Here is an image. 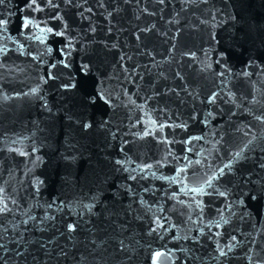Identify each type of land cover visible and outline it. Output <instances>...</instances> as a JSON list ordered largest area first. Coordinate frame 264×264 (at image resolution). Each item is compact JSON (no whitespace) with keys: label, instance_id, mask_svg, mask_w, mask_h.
Returning a JSON list of instances; mask_svg holds the SVG:
<instances>
[{"label":"water","instance_id":"obj_1","mask_svg":"<svg viewBox=\"0 0 264 264\" xmlns=\"http://www.w3.org/2000/svg\"><path fill=\"white\" fill-rule=\"evenodd\" d=\"M28 3L0 4V264H264V0Z\"/></svg>","mask_w":264,"mask_h":264},{"label":"snow or ice","instance_id":"obj_2","mask_svg":"<svg viewBox=\"0 0 264 264\" xmlns=\"http://www.w3.org/2000/svg\"><path fill=\"white\" fill-rule=\"evenodd\" d=\"M64 2H65V3H71L72 0H64ZM125 2L127 3L128 0H125ZM164 2H165V0H159V3H161V4H163ZM185 2H187V3H192L193 0H185ZM3 3H4V0H0V4H3ZM47 3H48V5H49L50 7H57V8L59 7L58 4H53V3H52V0H47ZM33 6H35V7H33ZM99 6H100V7H103V6H104V5H103V0H100V4H99ZM26 7H28V8H32L33 10H40V9H39V5L36 3V0H30V3H28V4L26 5ZM87 11H91V9L89 8V9H87ZM28 23H29V21H28L27 19H25V21H24V26L27 27V26H28ZM6 24H7V21H6V20H4V19H0V26H6ZM47 31H48L49 33H53V34L56 35V36H63V35H64L63 32H54V30H53L52 28H48ZM142 31H143V30H142ZM137 38L139 39V37H137ZM0 51H2V49H0ZM47 51L51 52L52 49H51V48H48ZM121 59H123V58H121ZM64 66H65V67H68V65H66V64H65ZM52 67L54 68V67H56V65L53 64ZM86 67H87V65H82V68H86ZM46 75H47L48 78L51 79V80H55V79L58 78L57 76L53 75V73H51V72L46 73ZM62 86L65 87V88L69 87V85H67V84H64V85H62ZM71 87H73V88H77V85H71ZM32 91H33V92H37V89H32ZM101 98H103V97H101ZM214 101H215V98L213 97L212 100H211L210 102H214ZM95 103H96V99L94 98L93 94H92V93H89V92H87V91H84V93H83V97H82V99H81V106H82L84 109H87L88 107H92V106H94ZM105 103H109V100H105ZM45 107H47V106L45 105ZM69 119H71V116H69ZM257 119H260V117H257ZM83 120H84V117H79V118L77 119V123H81V126H82L84 129H88V128H91V127L93 126V125L90 124V123H84ZM153 123H155V122H153ZM179 127L184 128L185 125H184V124H181V125H179ZM162 129H163V126H161V130H162ZM146 134H147V133H146ZM21 154H22V155H25V153H21ZM240 155H241V153H239V152L236 153V156H237V157H240ZM117 163L119 164L120 161H117ZM149 167H150V166H149ZM225 167L228 168V169L231 171V168H232L231 165H226ZM260 167H261V168H264V162H262V163L260 164ZM180 171H186V169H181ZM221 173H223V170H221ZM130 178H131V179H135V177H130ZM204 183L207 184L209 187L212 186V181H211V179H209V180H205ZM190 190L193 191V192H203V188H192V189H190ZM219 195L224 196V193H223V192H220ZM261 195H264V190L261 191ZM251 198L255 200L257 197H256L255 195H253ZM197 206L199 207V202L197 203ZM85 207L88 209L89 212H91V207H92L91 205H85ZM6 211H7V205H6V204H4L3 206H0V214H4ZM225 223H227V221H225ZM158 226H159V227H162V225H158ZM219 226H220V225L217 224V227H219ZM79 227H80V224H79L78 221H74V222H71V223L66 224V228H67V231H68L69 233H73V232H75ZM153 231H155V229H153ZM2 239H3V237L0 236V240H2ZM232 239L234 240L235 237H232ZM120 244H121V249L123 250L126 246L124 245V242H123V241H121ZM231 247H232V245H228L229 250H231ZM0 249H4V250H6V246H5V244L0 243ZM162 255H163V254H162L161 252H156V253L154 254V257H160V256H162ZM220 255H221V256H226L227 253L224 252V251H220Z\"/></svg>","mask_w":264,"mask_h":264}]
</instances>
